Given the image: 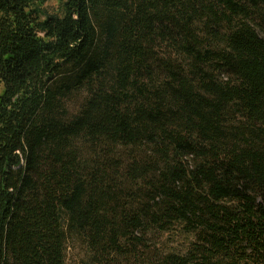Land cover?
<instances>
[{
    "label": "trees",
    "instance_id": "16d2710c",
    "mask_svg": "<svg viewBox=\"0 0 264 264\" xmlns=\"http://www.w3.org/2000/svg\"><path fill=\"white\" fill-rule=\"evenodd\" d=\"M0 0V264H264V0Z\"/></svg>",
    "mask_w": 264,
    "mask_h": 264
},
{
    "label": "rangeland",
    "instance_id": "374dc122",
    "mask_svg": "<svg viewBox=\"0 0 264 264\" xmlns=\"http://www.w3.org/2000/svg\"><path fill=\"white\" fill-rule=\"evenodd\" d=\"M64 0H47L43 4V8L48 13H58L60 9V4ZM84 259V250L82 246L75 241H69L66 253V263L67 264H84L82 263Z\"/></svg>",
    "mask_w": 264,
    "mask_h": 264
}]
</instances>
